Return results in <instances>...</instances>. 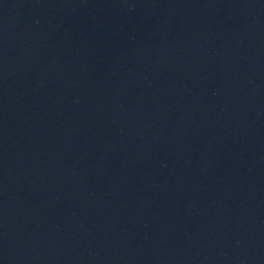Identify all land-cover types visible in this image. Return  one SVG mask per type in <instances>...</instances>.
Here are the masks:
<instances>
[{
	"label": "water",
	"instance_id": "1",
	"mask_svg": "<svg viewBox=\"0 0 264 264\" xmlns=\"http://www.w3.org/2000/svg\"><path fill=\"white\" fill-rule=\"evenodd\" d=\"M0 264H264V0H0Z\"/></svg>",
	"mask_w": 264,
	"mask_h": 264
}]
</instances>
